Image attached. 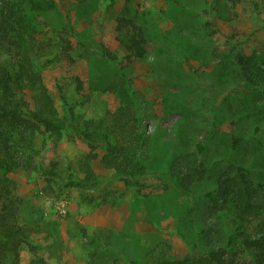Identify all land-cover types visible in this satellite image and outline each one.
Listing matches in <instances>:
<instances>
[{
    "label": "rangeland",
    "instance_id": "obj_1",
    "mask_svg": "<svg viewBox=\"0 0 264 264\" xmlns=\"http://www.w3.org/2000/svg\"><path fill=\"white\" fill-rule=\"evenodd\" d=\"M49 1L48 11L25 17L55 113L69 119L72 112L83 128L115 111L124 71L144 101L139 133L148 159L133 175L119 174L101 161V144L91 148L69 122L60 135L37 132L34 159L45 167L56 162L59 177L47 182L24 168L7 173L19 233L13 248L0 246L3 264H149V251L162 244L177 257L204 252L213 237L203 211L217 216L209 194L230 159L261 185L257 204L264 209V86L250 87L234 60L236 52L249 57L254 79L264 83V0H144L145 16L136 0ZM120 19L145 32L143 57L128 51L132 28ZM63 39L74 50L64 52ZM56 55L58 61L45 64ZM0 59L13 62L8 51ZM25 99L36 109L29 92ZM232 136L239 139L234 149ZM199 140L206 174L184 191L168 165L182 142L193 152ZM89 173L92 184L69 182ZM230 227V217L220 212V237Z\"/></svg>",
    "mask_w": 264,
    "mask_h": 264
},
{
    "label": "trees",
    "instance_id": "obj_2",
    "mask_svg": "<svg viewBox=\"0 0 264 264\" xmlns=\"http://www.w3.org/2000/svg\"><path fill=\"white\" fill-rule=\"evenodd\" d=\"M143 1L136 0L141 16L148 14ZM51 6L49 0H0V58L2 51H8L13 57V62H0V237L3 238L0 246L13 248L14 238L19 233L15 223V203L8 189L11 180L7 173L14 168H24L33 169L47 182L59 177L56 162L52 161L49 167H45L34 159L37 132L48 131L60 135L68 124L66 122H69L73 134L85 140L91 148L101 144L105 150L101 161L119 174L133 175L136 168H144L148 159L146 141L139 133L140 104L144 101L140 95H136L132 81L124 71L118 73L121 104L115 111L89 121L83 128L77 127V120L72 112L68 113L69 119L67 115L57 116L55 113L51 99L42 86L40 71L34 63L36 37L27 29L31 20L25 17L26 14L31 19L39 17ZM121 20L123 19L119 22L122 25L127 23L132 28L126 40L128 51L136 57H143L147 43L145 32L133 21L122 23ZM118 28L121 29L120 26ZM62 43L64 52L75 48L66 39ZM177 52L189 57L181 47H178ZM234 57L246 83L250 87L263 88L264 83L254 79L257 74L254 75L256 71L250 58H245L239 52L234 53ZM59 59L58 55L47 58L45 64ZM116 84L108 85L107 89L111 90ZM59 88L60 91L62 88ZM27 92L36 109L28 106L25 99ZM61 99L66 105L63 95ZM109 136H112L113 142L109 140ZM189 136L190 140L192 136ZM238 142L239 139L232 136L231 148L234 149ZM182 143V148L168 165V172L181 189L191 191L192 186L206 174L205 162L200 158L205 147L199 140L194 144V151L187 152L186 142ZM126 159H133V162H127ZM94 181L91 173L76 181L73 177L69 178L72 184H92ZM260 186L247 177L246 168L242 164H236L230 159L227 168L218 174L215 187L209 194L214 206L218 205L213 211L217 216L214 217L207 209L203 211L209 220L208 234L213 237L212 244L204 252L187 253L180 257L173 254L167 244L156 245L149 251L148 263L264 264V209L257 204ZM220 212L230 217L231 226L221 237L218 229ZM0 264H3L1 258Z\"/></svg>",
    "mask_w": 264,
    "mask_h": 264
}]
</instances>
